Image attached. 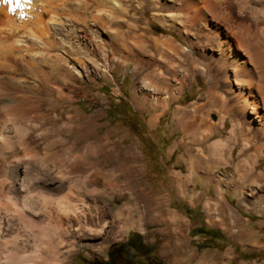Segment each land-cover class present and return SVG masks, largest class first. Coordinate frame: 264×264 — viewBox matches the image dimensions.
<instances>
[{
	"label": "bare ground",
	"instance_id": "6f19581e",
	"mask_svg": "<svg viewBox=\"0 0 264 264\" xmlns=\"http://www.w3.org/2000/svg\"><path fill=\"white\" fill-rule=\"evenodd\" d=\"M147 11H152L151 19ZM151 23L171 34L154 36ZM201 60L215 66L216 77L228 82L230 93L239 98L238 110L259 125L257 153H262L264 0H0V264H70L74 237L94 238L95 226L105 224L108 216H123V209L105 205L103 211L100 205L103 197H113L121 183L135 177L136 167L123 153L111 159L108 170L95 156L89 163L76 157L75 145L64 149L69 155L63 162L49 156L47 165L41 159L33 142L50 141L42 124L58 125L59 115L51 109L54 96L76 103L70 93L80 86L86 96L93 73L113 78L115 65L122 72L126 64L154 63L140 90L154 106L167 104L168 97L174 100L184 92V79L208 75ZM69 87L73 90L67 94ZM95 142L99 146L103 141ZM223 145L216 144L213 151L221 152ZM14 147L22 149L6 156ZM150 194L134 193L135 202ZM168 214L162 209L161 215ZM151 216L148 211L140 214ZM183 260L232 264L231 256L222 254L199 259L188 253Z\"/></svg>",
	"mask_w": 264,
	"mask_h": 264
},
{
	"label": "rangeland",
	"instance_id": "374dc122",
	"mask_svg": "<svg viewBox=\"0 0 264 264\" xmlns=\"http://www.w3.org/2000/svg\"><path fill=\"white\" fill-rule=\"evenodd\" d=\"M151 17L152 11H147V18ZM151 27L154 36L171 34L156 23ZM150 64L154 68L126 64L122 72L115 65L113 78L93 73L94 82L88 84L90 92L84 97L80 86L74 94L65 88L76 103L57 101L54 96L51 109L59 115L58 125L42 124L50 141L33 142L47 165L51 158L63 162L69 155L64 149L75 145L76 157L89 163L95 156L105 162L107 170L119 151L136 167L133 181L125 180L111 193L113 197L100 201L103 211L105 205H113L123 209V216H108L105 224L95 226L100 233L93 231L94 238L74 237L70 264H113L118 259L109 258L111 246L139 234L152 248L125 255L131 264H183L188 253L199 259L230 255L232 264H263L264 148L257 153L262 143L259 125L238 110L239 98L230 93V84L216 77L215 66L202 60L208 75L184 79L183 93L175 94L174 100L162 96L168 103L154 106L140 90L144 78L156 68ZM176 80L171 84L177 85ZM178 111L185 116L179 117ZM76 112L87 119L81 120ZM96 139L103 142L94 146ZM219 143L224 144L223 150L213 151ZM18 148L7 149L6 156L22 149ZM144 190L151 197L135 202L134 193ZM162 209L169 214L161 215ZM144 211L152 216L140 218ZM129 220L132 226L126 225Z\"/></svg>",
	"mask_w": 264,
	"mask_h": 264
},
{
	"label": "flooded vegetation",
	"instance_id": "af4514ba",
	"mask_svg": "<svg viewBox=\"0 0 264 264\" xmlns=\"http://www.w3.org/2000/svg\"><path fill=\"white\" fill-rule=\"evenodd\" d=\"M152 245L148 244L143 237H135L134 240H126L121 244L117 243L111 246L109 250V258L118 260H112L113 264H131L132 262L125 258V255L132 254V250L138 249L140 251L150 250ZM129 258V256H128Z\"/></svg>",
	"mask_w": 264,
	"mask_h": 264
},
{
	"label": "crops",
	"instance_id": "0c3cea01",
	"mask_svg": "<svg viewBox=\"0 0 264 264\" xmlns=\"http://www.w3.org/2000/svg\"><path fill=\"white\" fill-rule=\"evenodd\" d=\"M140 235V237L142 236L143 237V235L142 234H139ZM139 237V236H138Z\"/></svg>",
	"mask_w": 264,
	"mask_h": 264
}]
</instances>
